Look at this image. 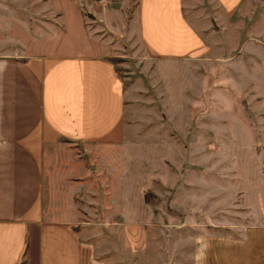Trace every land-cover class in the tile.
I'll list each match as a JSON object with an SVG mask.
<instances>
[{
	"label": "rangeland",
	"instance_id": "obj_1",
	"mask_svg": "<svg viewBox=\"0 0 264 264\" xmlns=\"http://www.w3.org/2000/svg\"><path fill=\"white\" fill-rule=\"evenodd\" d=\"M88 1L86 26L110 44L125 88V128L120 144L48 149L44 217L78 233L83 264H232L228 240L264 224V0L236 17L187 0L211 50L179 62L147 53L136 0ZM49 8L0 0V56L19 53L13 24L36 39L58 26Z\"/></svg>",
	"mask_w": 264,
	"mask_h": 264
},
{
	"label": "crops",
	"instance_id": "obj_2",
	"mask_svg": "<svg viewBox=\"0 0 264 264\" xmlns=\"http://www.w3.org/2000/svg\"><path fill=\"white\" fill-rule=\"evenodd\" d=\"M214 2L218 17H236L250 0ZM187 3L136 0L135 23L150 56L169 62L206 58L211 50L206 35L212 32L190 19ZM85 6L88 0H50L59 25L36 39L13 24L19 53L0 56V264H83L78 233L44 217L47 152L62 139L120 144L126 114L111 46L88 30ZM247 49L250 55L255 50ZM256 229V235L228 240L232 264L238 259L264 264V224Z\"/></svg>",
	"mask_w": 264,
	"mask_h": 264
}]
</instances>
